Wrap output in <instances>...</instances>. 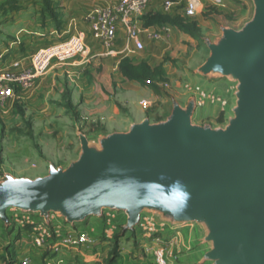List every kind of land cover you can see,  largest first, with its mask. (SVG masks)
<instances>
[{
  "label": "water",
  "instance_id": "water-1",
  "mask_svg": "<svg viewBox=\"0 0 264 264\" xmlns=\"http://www.w3.org/2000/svg\"><path fill=\"white\" fill-rule=\"evenodd\" d=\"M258 3L262 14L255 30L207 47L200 66L206 68L198 70L209 77L213 66L224 71L221 77L238 81L236 118L226 129L190 125L189 114L200 106L191 99L165 123L153 127L145 121L143 134L136 128L134 149L115 140L96 152L84 142L78 163L53 167L50 178L25 184L6 175L0 182V218L7 221L5 210L14 207L46 215L44 221L60 212L74 223L113 207L129 211L134 225L142 207L169 202L215 223L228 261L264 264V0Z\"/></svg>",
  "mask_w": 264,
  "mask_h": 264
},
{
  "label": "rangeland",
  "instance_id": "rangeland-1",
  "mask_svg": "<svg viewBox=\"0 0 264 264\" xmlns=\"http://www.w3.org/2000/svg\"><path fill=\"white\" fill-rule=\"evenodd\" d=\"M60 6V0H0V70L10 69L13 61L21 59V53L32 56L44 41L49 42L45 45H50L76 33L71 30L60 34L53 30L54 27L65 30V21L55 17L60 13ZM203 10L202 27H196L193 21L187 22L194 31L192 36L203 47L226 45L230 36L237 39L246 35L243 33L255 30L262 14L258 0H211ZM23 45L28 48L23 49ZM69 62L72 61L52 60L47 73L38 78L43 79L38 89L35 88L37 79L30 89H17L13 100L0 104V182L7 176L25 184L50 178L53 167L65 170L78 163L84 142L96 152L103 151L107 143L115 140L127 142L130 145L127 148L134 149L132 145L138 141L136 128L143 134L145 121L149 126L157 127L165 123L181 104L184 107L191 105L187 91L168 88L164 83L167 74L160 66L134 70L123 63L127 73H139L144 78L137 83L140 85L138 94L132 84L127 85L130 86L128 89L116 91V83L112 81L114 89L106 88L104 82L91 75L100 69L90 67L89 63L79 67ZM205 68L194 66L189 70L200 74L198 70ZM211 68L210 80L223 75L224 71ZM236 82L234 80L233 84ZM145 86L153 88L152 98L145 93ZM97 87L101 90L97 91ZM224 90L223 85H218L214 91L216 95L222 93L224 96ZM233 91V97L230 101L226 99V105L236 108L239 98ZM216 95L214 99L208 94V97L202 95V99H206L203 105L212 108L210 115L216 122L214 129L224 127L219 124L223 112L214 116L224 105V98ZM210 115L205 114V117L210 118ZM232 118H236L234 112ZM153 133L159 134L160 130ZM240 140L248 141L247 137H240ZM102 141L103 145L100 144ZM51 213L50 220L44 221L46 215L43 218L37 211L7 208L8 220L0 218V264H19L23 251L34 255V264H76L81 257L87 256L93 260L91 256L96 253L93 243L91 247L74 245L70 239L83 231L99 238L106 219L113 216L107 214L100 221L86 216L73 224L68 222L66 227L70 230L63 237L55 230H63L64 223L60 218H53ZM28 220L35 224L26 222ZM36 225L48 234L40 247L33 242L38 234L33 229Z\"/></svg>",
  "mask_w": 264,
  "mask_h": 264
},
{
  "label": "crops",
  "instance_id": "crops-1",
  "mask_svg": "<svg viewBox=\"0 0 264 264\" xmlns=\"http://www.w3.org/2000/svg\"><path fill=\"white\" fill-rule=\"evenodd\" d=\"M117 1L60 0V13H57L55 17L57 20L65 21V30L62 28L56 29L55 27L53 30H57L60 34L68 33L71 30L74 32L82 31L85 34V54L75 57L69 63L79 67L82 65L84 67L89 63L90 67L100 69L99 72L94 70L91 75L104 82L106 88L114 89L111 85L113 81V83H116V91L128 89L130 86L127 85L132 84L131 86L136 92L140 88L137 83L139 84L143 81L140 79L143 76L139 73H127L125 68L123 70L122 63L128 64L134 70L142 67L150 69L160 66L167 74L164 83L168 88L185 90L187 91L185 93H188L187 96H190L192 101L195 99L200 101V106L193 108L189 114L188 123L208 130H214L216 122L210 115L212 108L206 104L203 105V101L205 102L206 99L203 100L202 95L207 96L208 94L214 99L216 95L215 88L218 85L219 87L223 85L225 89L224 96H222V93L216 96L224 98V105L221 106L220 111L214 116L223 112L219 124H223L224 127H219L218 129H226L230 125V119L233 114V107L230 104L226 105V99L228 98L229 101L232 99L233 90H236L238 83L233 84V80H230L227 76L220 77L217 80H210L209 77L194 73L193 69L189 70L190 67L203 65L208 58L209 50L207 47H203L192 34L171 22L180 18L184 19L185 22L193 21L196 27H202L204 25L202 14L205 12L203 8L211 0H199L195 14L191 17L185 14L187 0H172L174 4L169 9L163 7L164 0L151 1L136 15L138 24L142 28L138 37L142 44L141 48H136L134 43L128 40L125 28L122 25L118 26L116 36L109 47L92 38L88 23L85 20L86 13L94 7L114 5ZM156 14L162 17V19H159L160 21H155L153 15ZM146 17H150L153 22L146 24ZM162 24L170 26V33L158 40L149 38V33L158 29ZM45 43L49 42L44 41L41 47L47 46ZM22 48L28 47L23 45ZM30 58V54L24 55L21 53V59H19L21 65L29 66ZM42 81V78L36 81V89L40 87ZM145 88L147 89L144 90L145 93L152 98L154 96L153 88L148 86H145ZM96 90L100 91L101 89L97 87ZM180 106V109L185 111L184 105L181 104ZM205 114H209L210 118L205 117ZM190 211L183 205L180 206L169 202L146 205L138 213L139 222L131 225L129 224L131 217L129 211L108 207L103 210L102 215L90 217L100 221L107 214L113 216L110 220L106 219L103 232L99 238L83 231L89 237V243L85 242L83 245L87 244L88 247H91L94 244L93 247L95 246L96 253L91 256L93 260L90 261L89 256L81 257L77 263L154 264L153 250L160 248L166 259V264H238L233 260L228 261V256L225 252L226 244L224 239L217 237L215 223L208 218L194 217V214ZM53 214V218H60L59 220L65 224H62L63 230L55 231L59 236L67 234L65 232L70 230L69 227H66L68 221L65 220L60 212ZM26 222L35 224L29 222V220ZM128 224L131 226H128ZM150 224H153L154 227L150 228ZM35 227L41 226L36 225ZM35 227H33L34 230ZM70 235L72 236V234H68V236ZM23 257H28L31 260L30 264L36 263L34 255L27 251H23L19 261Z\"/></svg>",
  "mask_w": 264,
  "mask_h": 264
},
{
  "label": "built area",
  "instance_id": "built-area-1",
  "mask_svg": "<svg viewBox=\"0 0 264 264\" xmlns=\"http://www.w3.org/2000/svg\"><path fill=\"white\" fill-rule=\"evenodd\" d=\"M153 0H118L117 3L105 7H94L85 15L89 30L93 39L104 46H111L116 36L119 25L125 28L128 40L134 43L136 48H141L139 33L142 30L138 24L136 15L140 13ZM172 0H164L163 7L169 9L173 6ZM199 0H187L185 14L194 16ZM170 33V26L162 24L158 29L149 33V38L158 40ZM86 51L85 34L76 31L62 41L41 47L31 56L30 65H21L20 60L13 61L10 69L0 70V104L15 97L17 89H30L34 82L47 73L52 60L64 62L84 55ZM145 106L147 103H144ZM38 234L34 237V245L37 247L45 243L47 232L44 228L35 227ZM89 241L86 233L82 232L78 236L70 239L71 244H83ZM154 264H166V259L160 248L153 250ZM28 257H23L19 264H30Z\"/></svg>",
  "mask_w": 264,
  "mask_h": 264
},
{
  "label": "trees",
  "instance_id": "trees-1",
  "mask_svg": "<svg viewBox=\"0 0 264 264\" xmlns=\"http://www.w3.org/2000/svg\"><path fill=\"white\" fill-rule=\"evenodd\" d=\"M155 21H160L159 19H162V17L160 15H153ZM151 22H153V20L150 19V17H146V24H150ZM173 24L177 25L178 27H180L181 29L185 30L186 32H189L190 34H194L193 29L190 28L189 24H187V22L184 21V19H174L171 21ZM122 67H123V63H122ZM140 78V77H138ZM141 80H143L142 78H140Z\"/></svg>",
  "mask_w": 264,
  "mask_h": 264
}]
</instances>
